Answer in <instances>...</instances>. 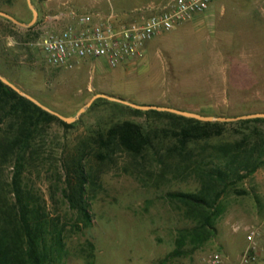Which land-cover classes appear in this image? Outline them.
Returning <instances> with one entry per match:
<instances>
[{
	"label": "rangeland",
	"instance_id": "1",
	"mask_svg": "<svg viewBox=\"0 0 264 264\" xmlns=\"http://www.w3.org/2000/svg\"><path fill=\"white\" fill-rule=\"evenodd\" d=\"M220 3L226 12L215 22V36L204 37L203 45L184 46L190 39L185 36L189 26L156 37L158 44H164L166 37L174 40L175 48L166 52L172 56L165 68L168 74L163 77L164 81L169 75L173 78L171 92H166L165 86L153 92L154 88L135 87L128 82L131 74L125 75V68L105 63L99 66L96 59L72 70L49 67L33 45L36 33L27 35L26 29L15 24L11 27L2 17L0 74L64 116H74L102 90L135 98L131 102L139 104H158L152 100L156 95L162 104L173 103L183 94L185 87L180 81L188 75L199 79L198 85L188 89L207 112L223 117L264 112V0ZM122 5L118 2L112 8L117 18L136 16ZM0 10L20 22L31 19L25 0H0ZM101 100L106 99H97L77 121L68 124L70 127L57 121L30 126L27 142L13 148L11 143L20 136L22 119L12 116L0 125V209L21 204L14 192L19 169L17 181L23 202L44 215L54 240L63 241L64 252L57 264H202L212 251L224 254L223 264H264V236L255 238L256 248L247 254L251 259L243 261L249 245L247 229L264 228V164L220 198L219 216L210 236L199 240L190 231L195 222L185 216L178 203L166 198L167 192L198 188L192 177H175L172 159L165 162V168L151 151L134 157L119 147L106 160L95 156V138L117 121L130 120L148 129L176 126L167 125L165 119L131 114ZM187 102L170 106L189 109L184 107ZM255 127L264 130V124L227 125L221 136L194 147L198 150L203 145L236 142ZM157 140L161 153L175 141ZM83 150L93 151L86 154ZM73 161L83 171L82 180L73 171ZM69 194H80V206L88 220L71 207ZM47 241L50 245L48 237Z\"/></svg>",
	"mask_w": 264,
	"mask_h": 264
},
{
	"label": "trees",
	"instance_id": "2",
	"mask_svg": "<svg viewBox=\"0 0 264 264\" xmlns=\"http://www.w3.org/2000/svg\"><path fill=\"white\" fill-rule=\"evenodd\" d=\"M40 17L32 27L25 30L27 35L33 32ZM6 22L9 26L16 27L8 20ZM95 101L93 104H96ZM101 101L134 115H144L155 120L165 119L167 125L172 123L176 126L173 129H148L130 120L117 121L95 138L94 142L98 149L95 156L100 160H106L111 156V152L115 151L114 148L119 147L134 157L140 156L144 151H151L165 168V162L172 159L175 164L170 166L175 169V177L182 175L180 176L182 180L192 177L198 188L194 191L167 192L165 195L170 201L178 203L184 209L185 216L195 222L190 231L192 236L199 240L210 236L213 223L219 216L220 198L229 190L236 189L240 182L252 176L264 164V130L256 127L236 142L208 147L203 145L198 150H196L198 147H194L200 142L221 136L227 125L264 124V118L233 123L201 122L168 112L140 111L108 100ZM12 116L20 117L22 126L20 136L12 140L11 148L27 142L30 126L37 127L40 123L57 121L64 127H70L19 96L0 81V125ZM158 132L163 134L159 135ZM160 138H173L175 141L161 153L158 142H155ZM90 151L93 150H85L83 153L88 154ZM72 164L73 171L79 180H82L83 171L74 164V161ZM19 174L18 169L14 177V192L21 203L20 206L7 210L0 209V264H57L60 253L64 252L63 241L54 240L46 229L44 215L30 209L23 202V193L17 181ZM68 197L71 207L76 208L80 215L83 212V216L88 220L87 212L80 206V194H69ZM47 237L51 240L50 245Z\"/></svg>",
	"mask_w": 264,
	"mask_h": 264
},
{
	"label": "built area",
	"instance_id": "3",
	"mask_svg": "<svg viewBox=\"0 0 264 264\" xmlns=\"http://www.w3.org/2000/svg\"><path fill=\"white\" fill-rule=\"evenodd\" d=\"M220 1L167 0L134 11L136 16L130 22L112 12L80 13L66 7L40 17L33 30L37 35L33 45L49 67L72 70L84 59H103L109 67H116L141 56L146 44L160 32L175 29ZM247 231L246 263L251 259L247 254L256 248L255 238L264 236V228ZM224 257L222 252L212 251L202 264H223Z\"/></svg>",
	"mask_w": 264,
	"mask_h": 264
},
{
	"label": "crops",
	"instance_id": "4",
	"mask_svg": "<svg viewBox=\"0 0 264 264\" xmlns=\"http://www.w3.org/2000/svg\"><path fill=\"white\" fill-rule=\"evenodd\" d=\"M167 0H142L139 2V0H32L34 6L36 7L38 11V16H45L49 13L56 12L58 10H61L66 7H71L77 12L80 13H89V12H99L104 14L112 12V8L118 4H123L125 11L134 12L141 8L146 7H153L158 6L163 3H165ZM223 1V0H222ZM220 1V2H222ZM230 1V0H229ZM217 2L213 4L207 11L196 15L192 20L183 23L179 26H177L175 29L180 27H187L189 26V33H187L185 36H188L189 42L184 41V46H193L197 47L199 45H203V38H211L215 36V22L219 18V16H222L226 12V7L224 4ZM123 11V10H122ZM105 13V14H106ZM133 17L128 15H123L122 20L130 22L132 21ZM173 29V30H175ZM172 31V30H171ZM170 32V31H168ZM165 31L160 32L155 37H153L145 47V50L143 51L142 55L138 58H135L133 60H127L119 64V66L125 68V75H128L131 77V79L128 81L131 82L132 85L138 88H154L151 92L154 90L156 91L158 88H161L165 86L166 92H171V84H172V77L171 75L168 76V80L163 79V77L168 74V71L165 70V68L168 67V60L170 58L169 50L172 48H175L174 46V40L167 39L166 42L158 44V42L155 40L156 37L161 36L162 34L168 33ZM202 40V41H201ZM168 52V53H166ZM89 60L93 59H84L80 62L81 67H85L87 65V62ZM97 65L101 66L102 63H105L103 59H96ZM106 64V63H105ZM166 66V67H165ZM185 68H188L189 66L186 64L184 65ZM159 68V69H158ZM117 69V68H114ZM114 72V71H113ZM114 74V73H113ZM133 77V78H132ZM140 79V80H138ZM170 79V80H169ZM165 82V83H164ZM199 79L198 78H183L180 81V85H184L185 89L183 91V94H180L178 98L173 99V103H161L159 102V97L156 95L153 101L157 102L158 104H140V105H158V106H167L176 108L170 105H177L180 104L181 101H188L185 103L184 107L187 106L189 109L184 108H176L180 110H186L190 112H196L202 115H211V116H220L216 115L212 112H207L202 109L203 104L200 102L194 95V93L188 89V86L191 85H198ZM139 85V86H138ZM107 90H102L100 93L107 94L109 96H114L116 98H121L127 101L134 100L135 98L129 99L121 96H117L116 94L108 93ZM157 94V92H156ZM194 101V102H192ZM192 102V103H190ZM133 103H135L133 101ZM139 104V103H136ZM183 106V105H182Z\"/></svg>",
	"mask_w": 264,
	"mask_h": 264
},
{
	"label": "water",
	"instance_id": "5",
	"mask_svg": "<svg viewBox=\"0 0 264 264\" xmlns=\"http://www.w3.org/2000/svg\"><path fill=\"white\" fill-rule=\"evenodd\" d=\"M25 1H26V4H27L30 12H31V20L29 22H26V23L20 22L14 16H12L11 14L4 12L2 10H0V17L9 20L13 24L21 26L24 29H28V28L32 27L36 23V21L38 20V11H37L36 7L34 6L32 0H25ZM0 81L4 85L11 88L19 96L29 100L30 102H32L34 105H36L37 107H39L43 111L55 116L56 118L65 122L66 124H71V123H74L75 121H77L79 119L80 115L82 113H84L93 104V102L95 100L100 99V98L106 99L110 102L119 103V104H122L124 106H128L130 108L140 110V111L155 110V111H159V112H168V113L179 115V116H182L185 118L195 119V120H198L201 122H235V121H240V120L264 118V112H255V113L246 114V115L237 116V117L202 115V114H199L196 112L180 110V109L167 107V106L140 105V104H136V103H133V102L121 99V98H116L114 96H109L107 94H102V93L95 94L94 96H92V98H90V100L84 106H82L74 116H64V115L50 109L49 107L42 104L40 101H38L36 98L31 96L30 94L21 90L19 87H17L15 84L10 82L8 79H6L1 74H0Z\"/></svg>",
	"mask_w": 264,
	"mask_h": 264
}]
</instances>
